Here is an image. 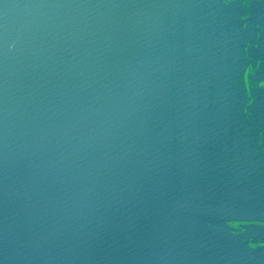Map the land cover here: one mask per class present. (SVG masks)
Returning a JSON list of instances; mask_svg holds the SVG:
<instances>
[{
	"label": "water",
	"instance_id": "1",
	"mask_svg": "<svg viewBox=\"0 0 264 264\" xmlns=\"http://www.w3.org/2000/svg\"><path fill=\"white\" fill-rule=\"evenodd\" d=\"M0 264H264V0H0Z\"/></svg>",
	"mask_w": 264,
	"mask_h": 264
}]
</instances>
